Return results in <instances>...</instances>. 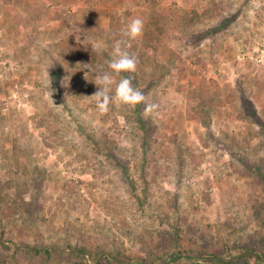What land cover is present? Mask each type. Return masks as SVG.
I'll list each match as a JSON object with an SVG mask.
<instances>
[{
    "label": "rangeland",
    "instance_id": "374dc122",
    "mask_svg": "<svg viewBox=\"0 0 264 264\" xmlns=\"http://www.w3.org/2000/svg\"><path fill=\"white\" fill-rule=\"evenodd\" d=\"M136 17V71L112 78L158 109L102 115L94 80ZM118 252L264 264V0H0V264Z\"/></svg>",
    "mask_w": 264,
    "mask_h": 264
},
{
    "label": "clouds",
    "instance_id": "9594fccd",
    "mask_svg": "<svg viewBox=\"0 0 264 264\" xmlns=\"http://www.w3.org/2000/svg\"><path fill=\"white\" fill-rule=\"evenodd\" d=\"M255 3V0H254ZM259 7V4H256ZM144 22L141 18L136 17L130 20L121 30V39L116 40L112 52L111 59L108 61L110 73L98 76L94 83L97 91L91 95L100 114H107L111 105H129L135 107L138 104H144L143 115L150 117L158 109L156 103L148 102L145 94L133 87V78L131 76H123L119 82H115L112 74L120 76L122 73H134L137 68L138 58L130 53L127 48L128 40H135L142 36ZM86 77V76H85ZM115 89L113 91V85ZM50 86V78L48 76V87ZM131 148V144L124 145Z\"/></svg>",
    "mask_w": 264,
    "mask_h": 264
},
{
    "label": "trees",
    "instance_id": "16d2710c",
    "mask_svg": "<svg viewBox=\"0 0 264 264\" xmlns=\"http://www.w3.org/2000/svg\"><path fill=\"white\" fill-rule=\"evenodd\" d=\"M253 114L256 115L257 111L254 110ZM173 227L175 228L174 231L166 232V230H163V231L160 232V241H159V244H158V249H159V251L162 254H165V253L166 254H170L173 258H176L177 252H182L181 244H180L181 225L180 224H177V225L175 224V225H173ZM79 249H81V251H84V248H79ZM121 254H122L121 252H118L117 255H114V257L116 258L115 262L117 264H121L122 263V260H120L121 259L120 258ZM161 255H156V258L161 257ZM213 257H216L217 259H219V257H217V256H213ZM142 261H143V264H149V263L145 262L144 259H142Z\"/></svg>",
    "mask_w": 264,
    "mask_h": 264
}]
</instances>
